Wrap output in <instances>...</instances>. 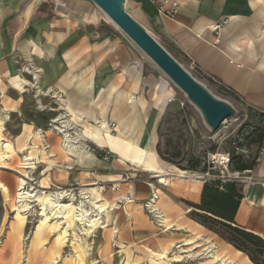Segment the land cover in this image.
I'll list each match as a JSON object with an SVG mask.
<instances>
[{"label":"rangeland","instance_id":"obj_1","mask_svg":"<svg viewBox=\"0 0 264 264\" xmlns=\"http://www.w3.org/2000/svg\"><path fill=\"white\" fill-rule=\"evenodd\" d=\"M26 2L28 3L29 0ZM43 2V6L53 7L51 0ZM86 4L91 16L101 20L122 36L137 55L138 61L142 63L144 73L152 74L153 80L167 84L168 89L174 94V100L169 104L163 114L162 122L156 129L157 135L153 147L155 150L154 161L145 162L139 166L134 165L124 159L121 154L108 147H99L92 141L85 142V153L82 151L75 154L69 152L72 159L67 160L66 154L61 153L62 134L53 130L54 126H57L53 119L69 113L65 106L61 103L63 108L59 109L55 102L58 99L53 97L55 93L48 92L49 85H41L45 93L42 92L39 97H37V89L33 87V83L25 86L26 91L17 90L11 83V76L7 77V70L4 71L0 68V89L6 91L5 97L0 102V116H3L6 121L5 125H0V135L4 139L12 141L16 149L19 146V138H22V142L26 143V146L34 147L31 144H42L40 139L43 138L35 134L31 142L29 135L34 128L38 129L39 127L45 131L50 143L49 151L34 147L39 158L33 156L31 159H26L24 152L19 149L11 159L5 158V149L1 150L0 177L8 187L0 186V264H45L46 262L41 247L29 252V244L32 242L34 231L42 215L39 200H31L26 211V220L22 229L25 234L23 241L19 240L17 232L11 229L18 221L17 196L18 185L21 183H24L32 193L38 194L37 196L41 198L52 192L66 189L73 190L76 198L80 197V189L83 187L93 185L103 187V193L110 204L109 217H106L105 223H102L107 226L99 227L100 238L91 256L94 258L93 264H115L116 262V264H151L149 249L156 248L159 243L167 240L161 237L162 226L158 225L159 222L146 206L152 191L150 184L157 187L159 192L160 197L157 200L159 208L174 223L189 227L192 232L209 237L218 245L220 253H229L242 264H264V245L246 239L237 231V229L253 233L258 231L264 238V205L259 201L257 203L253 202L255 200L246 198L251 183H253L252 186H264V183L252 177L251 172L246 171L253 168L264 145V115L246 105H237L221 87L208 85L218 97L234 104L239 113V119H228L227 126H221L216 136V131L207 127L203 115L185 92L172 81L168 82L164 72L98 7L90 3ZM25 6L22 5L13 13L14 22H19L23 18ZM10 9L11 6L7 0L5 2L0 0L1 14L6 15ZM2 22L3 19L0 24ZM27 45L28 41L21 46V54L20 50H16L10 58L17 67L14 71L12 69V74L18 69L20 74L30 80V77L22 71L23 65L29 63L25 59L26 57L22 56L26 53ZM35 58L33 66L39 67L40 64L45 63L46 71L51 66L59 69L66 68L64 73H68L70 68L67 63L69 59L66 61L61 53H55L44 63H41L40 57L36 56ZM179 62L181 63V61ZM184 66L188 68L187 65ZM97 85V87L103 86L98 83V75ZM59 88L56 87L55 91L61 90ZM82 88V85L76 86L71 91L63 92L61 90L58 93L66 97L68 93H82ZM121 95H123V99L120 98ZM132 98L130 91L121 92L118 90L114 101H127L135 111L137 103ZM111 104L112 99L104 95L101 100L99 98L94 107L110 123H120L137 135L146 136L152 122L141 121L138 115H135L133 119H131L132 115L128 119L118 116L117 112H114L110 107ZM6 107L8 110L3 112ZM5 115L10 117L6 119ZM129 119L131 120L128 122ZM91 124L86 118L81 119L77 124H72L70 131L73 132L84 125L91 127ZM226 150L231 153L230 163L222 161L227 157ZM25 153L28 152L25 151ZM48 153L54 154L52 158L55 160L50 169L48 166L52 158L48 159ZM41 154L46 159L41 158ZM159 158L166 168H170L154 172L145 167L155 161L159 162ZM179 169L187 170L188 174L198 172L204 177L199 178V183L195 182L190 175H185L187 177L176 176L173 179L174 175L172 174L179 175ZM17 170L21 172L18 173ZM163 177L172 178L173 182L166 185L161 181ZM207 177H210L211 180L208 182L209 184L218 183L220 189H224L226 184L233 182L238 193L242 194L232 226L199 208L202 204V191L206 183L203 181H206ZM45 181H49L51 187L43 188L42 182ZM117 183L120 185L116 186ZM116 224L117 228H114ZM81 227V225L74 227L68 238L74 236L81 242L88 241L89 235L84 231L82 233ZM117 229L115 236H112V231ZM185 236L187 233L183 230H175L170 238L180 240ZM19 247H22L24 252L17 258L15 252ZM64 248V254L73 255L70 241L66 242ZM236 249L242 250L243 253L237 254ZM130 250L135 256L134 259L120 263L118 259L121 254L129 253ZM30 254L31 257H29ZM246 255L251 261L245 257ZM195 259L186 257L184 262H173L175 264H195L197 261ZM136 261L137 263H135ZM61 262L62 258L59 257L58 261L53 264H61Z\"/></svg>","mask_w":264,"mask_h":264},{"label":"crops","instance_id":"obj_2","mask_svg":"<svg viewBox=\"0 0 264 264\" xmlns=\"http://www.w3.org/2000/svg\"><path fill=\"white\" fill-rule=\"evenodd\" d=\"M31 1L7 0L10 12L6 15L0 12V21L3 19L0 24V68L12 73L16 65L10 57L16 50H20L21 54V46L26 41V53L22 56L27 60L35 61L36 56L48 60L55 53H61L66 61L74 57L81 65L76 73L81 76L78 83H72L68 73H64L66 68L50 66L43 77L44 86L52 85L54 89L60 87L63 92H68L82 85V93L75 94L84 96L92 75L89 67L93 66L98 72L99 85L104 86L100 100L104 95L112 99L110 107L118 116L128 119L132 115L133 119L138 115L141 121L152 122L155 125V141L156 129L174 100L167 84L153 80L152 74L144 73L137 55L117 31L91 15L58 11L53 0L51 8L43 6L42 2L28 27L19 33L25 24ZM131 1L135 5V17L178 61L188 67L194 65L200 72L213 77L237 105H246L264 115V0H170L176 1L179 7L174 17L159 12L158 7L164 0ZM22 5H26L23 18L14 22L13 13ZM10 73L7 77L11 76ZM27 75L33 87L38 89L37 96L45 93L36 80ZM113 85H117L121 92L130 91L137 103L135 111L127 101L116 102L115 95L108 97L106 93ZM53 97L56 98V95ZM120 98L123 99V95ZM55 102L59 109L63 108L59 101ZM145 167L154 172L170 168H166L160 158L159 162ZM246 171L264 183V145L253 168ZM172 175L173 179L182 176ZM252 184L248 187L246 198L250 199V191L257 190L262 198L260 204L264 205V186ZM134 257L130 250L129 253H122L118 260L124 263Z\"/></svg>","mask_w":264,"mask_h":264},{"label":"bare ground","instance_id":"obj_3","mask_svg":"<svg viewBox=\"0 0 264 264\" xmlns=\"http://www.w3.org/2000/svg\"><path fill=\"white\" fill-rule=\"evenodd\" d=\"M73 58H70L67 61L70 67L68 70V78L73 81L72 83L76 84L79 79H81V76L76 75L77 69L81 68V65ZM40 60L41 63L48 61L43 59ZM28 61L29 63L23 65L22 71L23 73H26V75L30 74L36 80L38 86L41 87L43 84V77L47 73L44 65L45 63L40 64L39 67H35L33 66L34 60L32 61L31 59H28ZM15 69L16 68L14 67L13 71ZM89 70L92 75L89 85H86L84 96L82 94L68 93L67 96L64 97L65 95L62 96L55 91L52 85L48 86V92L55 93L56 99L61 101L60 103H62L65 106V109L69 112L66 113L67 115H60L53 119V122L57 123V126H54L55 128L53 130H57L62 134L61 153L66 154L67 160H70L72 159V156H70L69 152L72 154H75L78 151L85 153V142L92 141L99 147H108L121 154L124 159L130 161L134 165L139 166L141 164L143 165L145 162L154 161L155 150L153 147L155 141L153 137L155 125L152 123L150 129L148 128L146 136L142 137L120 123H110L108 119L103 115H100L94 106L99 100L104 86L97 87V70L94 69L93 66H90ZM7 73L9 74L10 72L7 71ZM164 75L166 76L165 73ZM11 83L17 88V90L23 92L26 91L25 86L30 83L32 84L33 82L27 79V77H24L23 74H20L17 69L16 72L11 75ZM117 92V85H113L108 92V97L116 95ZM7 110L6 107L3 109V112H6ZM5 117L8 119L10 116L5 115ZM84 117L92 123V126L88 127L84 125L73 132L70 131L72 124H77ZM226 121H228V119ZM2 124L5 125L6 121L3 116H0V125L3 126ZM207 127L210 129L208 125ZM215 133L217 136L218 130ZM39 135V137L42 138V135ZM19 141L17 149L24 152V157L26 159H31L33 156L37 157L33 146H26V143L22 142V138H19ZM2 149H5L4 151L6 154L4 157H9L10 159L17 151L12 141L4 139L0 135V154H2ZM25 151L28 153L26 154ZM48 155V159L54 157V154L48 153ZM40 157L46 159L42 154ZM214 158H216V155H214ZM53 163H55V160L52 158L50 159L48 169L53 166ZM17 171L18 173L21 172L20 170ZM186 171L179 169V175H190L195 181L204 177L198 172L188 174ZM161 181L166 185L173 182L172 178L169 177H163L161 178ZM42 183L43 188L51 187L49 181ZM119 185V183L116 184V186ZM0 186L8 187L7 183H5L1 177ZM18 186V221H16L11 229L14 232H17V238H19V240L23 241L25 236L22 229L25 224L26 211L28 210L30 201L39 200L41 204L42 215L39 224L34 231L32 242L29 244V252H31L32 249L35 251L41 247L40 249L42 250L46 261L45 264H53L58 261L59 257L62 258L61 264H93L94 258L91 256L100 238L99 227L107 226V224L102 223H105L104 219L109 217L108 209L110 204L103 193V187L95 185L83 187L80 189V197L76 198L74 197L73 190L70 189L52 192L47 194L44 198H41L37 196L38 194L32 193L24 183H21ZM150 186L152 187V191L147 200L146 206L150 213H152L159 222L158 225L162 226L161 237H164V239L167 240L166 242L159 243L156 248L149 249L151 264H175L174 262L183 261L186 257L196 258L197 261L195 264H242L229 255V253H220L218 245L215 244L213 240L209 239V237L194 233L189 227L174 223L157 204V200L160 197L157 187L153 184H150ZM248 195L251 200L262 202V198L259 196L257 190L250 191ZM77 225L82 226V233L84 231L85 234L89 235L88 241L85 240L84 242H81L74 236L68 238L71 234L70 231ZM114 228H117V224ZM175 230H183L187 233V236L180 240L170 238ZM117 231L118 229L113 230L112 236H115ZM67 241L71 242L73 255L68 253L64 254V247ZM176 248L177 250H175ZM16 250L17 252L15 253L17 258L23 255L24 251L22 247L16 248ZM236 253L242 254L243 251L236 249ZM31 256L32 255L30 254L29 257ZM245 257L251 261L248 255ZM135 263H137V261Z\"/></svg>","mask_w":264,"mask_h":264},{"label":"water","instance_id":"obj_4","mask_svg":"<svg viewBox=\"0 0 264 264\" xmlns=\"http://www.w3.org/2000/svg\"><path fill=\"white\" fill-rule=\"evenodd\" d=\"M53 1L56 2V9L63 13L76 12L91 15L86 3L98 7L176 86L185 92L190 101L201 111L205 123L211 130L217 131L227 118L237 114L238 109L234 104L214 94L207 84L182 65L135 17L133 13L135 5L131 0ZM42 2L43 0L31 1L25 24L19 33L28 27L33 14Z\"/></svg>","mask_w":264,"mask_h":264},{"label":"trees","instance_id":"obj_5","mask_svg":"<svg viewBox=\"0 0 264 264\" xmlns=\"http://www.w3.org/2000/svg\"><path fill=\"white\" fill-rule=\"evenodd\" d=\"M210 181H206L203 187L202 204L199 208L232 226L235 222L242 194L238 193L233 182H229L224 189H220L218 183L211 185L208 183ZM237 231L246 239L255 241L259 245H264V238L260 234L257 235L258 233L255 234L256 232L253 233L244 229H237Z\"/></svg>","mask_w":264,"mask_h":264},{"label":"built area","instance_id":"obj_6","mask_svg":"<svg viewBox=\"0 0 264 264\" xmlns=\"http://www.w3.org/2000/svg\"><path fill=\"white\" fill-rule=\"evenodd\" d=\"M158 10L160 13L164 14V15H168V16H171V17H174L177 13H178V10H179V7H178V3L176 1H170V0H164V3L162 5H160L158 7ZM218 25H215V27H217ZM188 69L198 78L200 79L201 81H203L205 84L207 85H212V86H217V87H221L213 77L209 76V75H206L202 72H200L194 65H190L188 67ZM166 79L168 80V82L171 81V79L166 75L165 76ZM1 82V80H0ZM145 85V83H143ZM6 95V91H2L0 89V102L2 101V98L5 97ZM1 105V104H0ZM241 105V104H240ZM1 108V107H0ZM230 118H235L236 120L239 119V113L237 112L236 115H233L227 119H230ZM226 119V120H227ZM225 120V121H226ZM223 122L221 126H227V121L226 122ZM39 131L42 135V138L43 139H40L42 141V144H38V143H33L31 145H34L35 148H38L40 150H44V151H49V148H50V143L49 141L47 140V135L45 133V131H43L41 128L38 127V129L34 128L33 131H31L30 135H29V140L32 142L33 139H34V135L37 134L39 135ZM226 155L227 157L226 158H223L222 161H225V163H230L231 161V153L229 151L226 152ZM206 181H210V177H207V180ZM205 181V182H206Z\"/></svg>","mask_w":264,"mask_h":264}]
</instances>
